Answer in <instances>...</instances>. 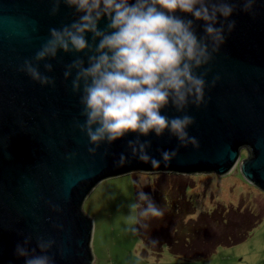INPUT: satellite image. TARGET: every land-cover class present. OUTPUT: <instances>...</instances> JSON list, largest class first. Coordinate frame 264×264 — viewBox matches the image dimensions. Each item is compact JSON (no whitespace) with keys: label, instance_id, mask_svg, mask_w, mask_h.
Returning a JSON list of instances; mask_svg holds the SVG:
<instances>
[{"label":"water","instance_id":"water-1","mask_svg":"<svg viewBox=\"0 0 264 264\" xmlns=\"http://www.w3.org/2000/svg\"><path fill=\"white\" fill-rule=\"evenodd\" d=\"M50 0H0V264H24L14 255L25 235L50 236L61 243L65 254L54 249L56 264H94L91 249L93 221L83 210L91 192L103 181L144 173L177 175L238 171L264 192V0L256 19L241 13L236 31L211 66L208 80L219 75L207 91V106L190 107L196 125L190 134L199 148L181 149V161L167 168L133 160L127 149L129 135L115 143L108 156L103 147L97 157L88 151L87 138L74 128L80 116L79 98L65 84L64 63L52 61L55 88H44L20 72L25 59L34 56L51 26L69 22L72 14L49 15ZM44 71L43 65L40 66ZM162 114L180 115L169 107ZM144 139V138H142ZM150 155L178 145L167 134H152ZM243 149L249 155L241 160ZM128 155L130 163L119 168L114 157ZM76 155L69 159L68 157ZM54 206H59L56 211ZM62 224L63 231L54 224Z\"/></svg>","mask_w":264,"mask_h":264},{"label":"clouds","instance_id":"clouds-1","mask_svg":"<svg viewBox=\"0 0 264 264\" xmlns=\"http://www.w3.org/2000/svg\"><path fill=\"white\" fill-rule=\"evenodd\" d=\"M62 7L72 19L49 27L34 56L18 70L41 87L55 88L52 61L64 63L61 54L72 57L64 63L63 77L79 98L82 119L75 120L74 128L87 138L88 153L97 157L103 147L108 156L115 143L134 135L127 144L131 158L155 170L161 161L165 168L181 161V149L199 148L190 134L196 120L189 109L207 106V91L221 79L208 80L211 66L236 31L234 17L243 13L256 19L260 0H50L49 15L60 16ZM169 107L180 115L162 114ZM152 134H167L178 145L160 150L157 159L150 155L147 138ZM128 163L123 152L114 157L116 167ZM138 201L146 202L142 215H162L142 190ZM53 227L64 230L59 223ZM32 242L29 234L15 246L14 255L24 264H56L53 250L65 254L50 236H37L35 247Z\"/></svg>","mask_w":264,"mask_h":264},{"label":"rangeland","instance_id":"rangeland-1","mask_svg":"<svg viewBox=\"0 0 264 264\" xmlns=\"http://www.w3.org/2000/svg\"><path fill=\"white\" fill-rule=\"evenodd\" d=\"M248 155V150L243 149L241 160ZM238 169L239 164L223 177L201 174L178 178L133 173L103 181L83 204L84 212L93 221L91 249L94 264H264V192L249 184ZM183 183L190 185L184 189L185 196L180 189ZM141 190L148 194L161 210L173 209V204H179L180 200L191 201L194 208L190 211L194 214L183 220L184 225L192 226L196 220L198 225V220L207 213H217L221 219V215H226L231 219L234 229L236 226L245 227L250 219L260 221L245 241L217 247L212 255L204 260L175 257L167 248L160 257L151 253L144 254V246L137 233L138 211L137 208L130 210L129 207L130 204L137 203L136 193ZM175 191L184 198L175 199L173 196ZM164 198L168 200L166 205ZM145 203L141 204L142 207ZM227 210L230 211V215H227ZM213 216L216 218L214 214ZM143 217L148 222V227L157 226L153 229L157 233L169 229L162 224L153 225L157 224L158 216ZM206 221L211 223L209 227L213 229L211 232H214L213 236L224 228L223 225L213 224L214 219L211 215L206 217ZM188 234L191 239L192 234Z\"/></svg>","mask_w":264,"mask_h":264},{"label":"trees","instance_id":"trees-1","mask_svg":"<svg viewBox=\"0 0 264 264\" xmlns=\"http://www.w3.org/2000/svg\"><path fill=\"white\" fill-rule=\"evenodd\" d=\"M239 172V171H238ZM240 173V172H239ZM155 176H166V177H186L184 175L177 174H168V173H155L151 174ZM171 175V176H169ZM201 175V174H200ZM199 175V176H200ZM205 175V174H202ZM206 175H214V174H206ZM216 176V175H215ZM183 186L180 189L183 190V196H185L184 189L190 187L189 184L183 183ZM138 191L136 193L137 203L140 205L143 202L138 201ZM174 198L182 199L184 197L180 196V193L175 191L173 193ZM168 200L164 198V205ZM174 208L167 211L165 208L162 210V215L157 217V224L153 225H164L165 228H169L163 233H157L153 231V229L157 228V226H152V228L147 226L146 220H144L142 215V205L137 208L138 211V224H137V233L142 241L144 246V254L151 253L157 257H160L163 250L167 248L169 252L175 256L186 260H204L205 258L212 255V253L217 249V247L225 246V245H234L238 244L242 241H245L250 233L257 226L258 220H251L246 224L245 227H235L231 225L232 221L226 215H221V217L217 216V213H207L204 217L198 220V225L196 223L194 225H184V219L193 215L194 213L190 210L194 208V205L191 201L185 199V201L180 200V203H174ZM229 210V209H228ZM227 215H230V211ZM213 214L216 216L214 218ZM214 219L213 224L223 225V230L218 233L216 236H213L211 233L213 229H210L211 223L206 221V217L210 216ZM194 220V219H192ZM141 221L142 224L141 225ZM143 221L145 223H143ZM152 223H154L152 221ZM205 225V226H204ZM163 226V227H164ZM210 226V227H209ZM162 227V228H163ZM185 232L184 234H182ZM192 234V238L189 239V234ZM211 233V234H209ZM210 235V236H209ZM211 237V240L209 241ZM208 241L210 242V246H208ZM207 245V246H206Z\"/></svg>","mask_w":264,"mask_h":264}]
</instances>
